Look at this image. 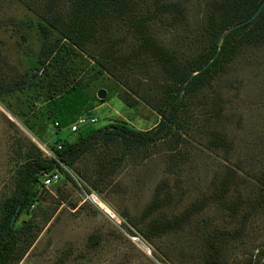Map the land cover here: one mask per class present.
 Segmentation results:
<instances>
[{
  "label": "trees",
  "instance_id": "1",
  "mask_svg": "<svg viewBox=\"0 0 264 264\" xmlns=\"http://www.w3.org/2000/svg\"><path fill=\"white\" fill-rule=\"evenodd\" d=\"M261 1L210 0L200 31L192 38L197 45L188 49L178 36L171 42L159 36V25L175 31L184 23L180 0H0V27L35 29L40 39L34 59L25 61L20 71L9 63L0 38V103L35 136V127L42 122L55 134L68 129V135L57 136L47 146L53 154L48 157L12 125L16 168L12 189L0 205V264H17L38 235L31 208L57 186L46 188L43 174L57 171L64 182L74 183L64 165L76 169L90 188L101 189L100 184L109 182L129 156L140 163L166 152L171 163L184 164L189 159L185 146L192 141L220 153L222 162L207 186L178 210L189 193L181 187L172 190L164 179L138 217L122 218L150 243L169 234L194 233L193 252H185L187 247L180 244L159 251L173 264H180L177 258L181 264H259L264 260V223L256 229L264 214V116L256 129L241 127L243 112L233 105L221 79L246 51L264 47V7L251 23L228 33L218 56L198 71L216 53L219 35L250 17ZM12 3L24 9L23 17L1 13L4 4ZM100 76L120 84L121 98L128 106L142 102L150 107L158 117L154 126L140 130L118 121L70 131L78 117L93 116L87 90L90 81ZM89 153L94 154L90 174L76 168ZM55 191L57 205L77 206L76 196L63 195L61 186ZM57 205L49 207L44 223ZM210 210L215 217L202 218ZM160 255L155 256L160 259ZM68 257L60 256L55 264H65Z\"/></svg>",
  "mask_w": 264,
  "mask_h": 264
},
{
  "label": "rangeland",
  "instance_id": "2",
  "mask_svg": "<svg viewBox=\"0 0 264 264\" xmlns=\"http://www.w3.org/2000/svg\"><path fill=\"white\" fill-rule=\"evenodd\" d=\"M180 1L185 7L184 23L178 25L175 31L164 27L165 24L159 25V36L166 42H171L178 36L179 43L183 40V48H195L197 42L192 38L200 31L210 0ZM1 13L23 17L24 9L13 3L10 7H5L4 4ZM156 26L158 27V23ZM0 38L9 63L20 71L25 69V61L30 57L34 59L36 54L34 51H37L40 43L35 29L11 24L0 27ZM253 61L259 64L256 65L257 63L254 64ZM259 66L260 68L256 69ZM221 79L225 85L223 88L233 97V105L239 106L243 112L240 126L249 131L258 128L264 116V85L262 84L264 83V47L246 51L227 67ZM232 85L239 87L236 89L231 87ZM101 89L106 92L102 102L96 97ZM87 91L92 97L91 114L96 118L93 124L96 128L124 121L137 129L146 130L158 121L155 112L144 103L137 102L134 106H128L121 98L120 84L112 77L100 76L90 81ZM13 124L39 147L45 145L47 147L57 136L63 138L68 135V129H62L55 134L52 127L47 125L45 127L42 122L35 127V136L0 103V205L3 197L12 189L15 179L16 167L11 148ZM238 134L241 135V131H238ZM185 149L189 159L182 165L179 163L178 166L169 161L166 152L152 155L140 163L134 162L135 160L129 156L118 166L111 180L100 184L101 189L95 190L79 177L76 169L68 168L74 183L64 182L61 173L57 186H61L63 195L76 196L77 206L71 208L63 203L57 205L59 200L55 191L57 186L50 188L49 193H44L39 203L31 208L34 223L39 230L38 235L17 264H55V261L64 255L65 257L69 255L65 264H173L172 261L165 260L159 251L180 244L182 247L183 245L187 247L184 248L185 252H193L191 241L194 233L183 231L179 234H169L150 243L121 216L138 217L146 204L151 201L155 186L164 179L169 182L172 190L176 191L181 187L189 193V197L178 204V210L207 186L213 177V170L219 162H222L220 153L212 152L193 141L185 146ZM93 166L92 153L87 154L76 164V168L85 170L88 174L92 173ZM77 181L82 187L85 188L87 185L90 188V192L97 198V204L83 199ZM176 182H178L177 186ZM56 205L57 210L51 219L44 223V214L49 207ZM215 215L216 213L210 210L204 213L202 218L213 219ZM263 223L264 214L258 218L256 229ZM93 236L97 238H92ZM258 242H261L260 239ZM155 255H160V259ZM241 256V253H238L237 259ZM175 260L182 263L178 258ZM259 264H264V260L262 259Z\"/></svg>",
  "mask_w": 264,
  "mask_h": 264
},
{
  "label": "built area",
  "instance_id": "3",
  "mask_svg": "<svg viewBox=\"0 0 264 264\" xmlns=\"http://www.w3.org/2000/svg\"><path fill=\"white\" fill-rule=\"evenodd\" d=\"M96 122V118L93 116H80L78 117V119L76 121H74L69 127H70V131L75 132L77 131L80 127L87 125V124H93ZM55 125H57V123H55ZM40 149L43 150V152L45 153L46 156L48 157H53L52 152L46 147V145L40 146ZM63 168L69 172V169L67 167H65L64 165H62ZM60 173L57 171H52L49 173H45L42 175V183L46 188H50L52 186H55L59 183L60 181ZM78 182V181H77ZM78 185L82 191V197L85 201H92L94 203L97 204V198L94 195V193H91L90 191H86V189L84 187H82V185L78 182Z\"/></svg>",
  "mask_w": 264,
  "mask_h": 264
},
{
  "label": "water",
  "instance_id": "4",
  "mask_svg": "<svg viewBox=\"0 0 264 264\" xmlns=\"http://www.w3.org/2000/svg\"><path fill=\"white\" fill-rule=\"evenodd\" d=\"M263 7H264V0H262L261 2H260V4L258 5V7H257V9L255 10V12L250 16V17H248L247 19H244L243 21H240V22H237V23H234V24H232V25H230V26H228L220 35H219V37H218V49H217V51H216V53L213 55V57L204 65V66H202L198 71H201V70H203V69H205V68H207L209 65H210V63L218 56V54H219V52H220V49H221V46H220V44H221V41H222V39L228 34V33H230L233 29H235V28H237V27H239V26H242V25H246V24H249V23H251L258 15H259V13L262 11V9H263ZM198 71H195L194 73H192L191 74V76L189 77V78H191L194 74H196ZM182 94V92L180 93V95ZM97 96V98L102 102L104 99H105V97H106V92L103 90V89H101V90H99L98 92H97V94H96ZM180 95H179V97H180ZM78 200H79V197H78ZM18 212V208L15 210V213H14V215L12 216V218H11V225H12V223H13V221H14V217H15V215H16V213Z\"/></svg>",
  "mask_w": 264,
  "mask_h": 264
}]
</instances>
